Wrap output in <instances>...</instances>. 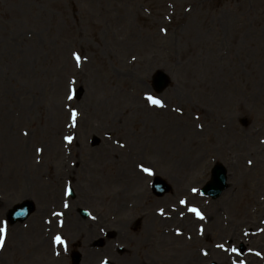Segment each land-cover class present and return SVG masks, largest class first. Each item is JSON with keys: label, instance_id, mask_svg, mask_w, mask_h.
<instances>
[{"label": "rangeland", "instance_id": "1", "mask_svg": "<svg viewBox=\"0 0 264 264\" xmlns=\"http://www.w3.org/2000/svg\"><path fill=\"white\" fill-rule=\"evenodd\" d=\"M126 12L128 19L122 20L120 15ZM217 23L224 27L213 31ZM123 37L127 39L124 48L120 45ZM111 39L121 47L117 48L120 60L109 53ZM142 48L147 50L142 53ZM76 54L81 57L79 62ZM158 69L171 77L162 93L151 86ZM79 86L86 90L92 86V91L76 100L74 92ZM218 91L230 95L229 109L221 111L215 105ZM117 92L130 97H123L126 107L134 101L146 103L144 96L148 94L162 99L171 106L167 109L170 115L160 111L159 118L147 121V132L167 136L171 127L180 124L192 139L182 142L184 150L179 149L176 158L185 154L189 162L198 156L196 153L202 155L193 165L181 164L180 169L166 157L156 161L141 154L142 162L128 159L130 165L150 162L152 171L170 182L172 190L165 199H149V194V198L145 194L139 197L136 187L131 197L121 195L119 199L116 195L127 185L116 176L104 180L120 185L114 195L106 185H98L103 155L97 151L100 144L93 146L90 138L99 137L102 145L106 133L118 142L125 136L137 139V124L119 127L125 115L113 105L107 118L115 122L106 121L104 115L103 121L94 122L100 133L90 128L94 102L88 99L95 96L99 102L107 98L112 102L110 98ZM73 109L77 112L75 125ZM138 120L145 118L142 115ZM199 122L207 134L193 133ZM228 122L243 130L242 142L248 148L254 146L264 155V0H0V227L15 204L26 199L36 204L26 221L7 222L0 264H73L70 252L77 248L83 254L81 264H99L103 256L112 264H199L185 261L182 251H173L178 242L191 241L198 242L193 250L204 258L200 264H220L210 251L226 234L214 235L217 227H208L215 215H222L221 225L226 223L225 217L235 224L238 245L232 252L238 254L231 260L235 264H264V255L247 254L243 249L258 248L264 254V162L257 165L249 150L237 148L230 153L226 147V155L219 152L220 142H213L212 127ZM70 126L81 141H86L91 153L79 154V144L71 148L77 155L62 162L55 154V160L50 161L45 144L55 137L61 145L60 135ZM139 144L150 146L146 155H153V144ZM116 149L121 150L119 146ZM217 163L227 168L228 187L217 199L203 197L200 189L211 179V169ZM144 176L139 187L150 182V177ZM173 176L181 182L179 186ZM68 185H72L75 198L69 195ZM191 187L198 198L189 193ZM237 190L242 195L236 197ZM174 194L186 201L178 209L182 214L190 206L208 203L205 229L210 231L209 237V231L203 236L197 229L198 221L173 224L172 217L164 216L166 225L157 224L155 211L159 206L170 208L169 212L177 206ZM79 208L89 210L90 217H82ZM143 210L150 215L133 229V220ZM70 216L81 219L82 224L73 227ZM147 223L149 231L145 232ZM172 225L184 230L181 238L168 232ZM102 228L112 229L113 237L104 238L106 245L98 246L94 240L104 236ZM76 231L79 235L72 239ZM57 235L66 244L57 243ZM117 244L125 246L119 256L111 253ZM175 258L177 262L172 261Z\"/></svg>", "mask_w": 264, "mask_h": 264}, {"label": "bare ground", "instance_id": "2", "mask_svg": "<svg viewBox=\"0 0 264 264\" xmlns=\"http://www.w3.org/2000/svg\"><path fill=\"white\" fill-rule=\"evenodd\" d=\"M119 12H117L118 14ZM128 13H124L123 15H120V17L122 18V20H126ZM115 16V14L111 15ZM218 27H224V25H219V23L217 24H213V31H215ZM218 31V30H217ZM117 39V38H116ZM116 39H111V44H112V51H109V53H115L116 54V59L120 60L117 57V53H119L117 48H121L119 46H117L116 43ZM125 39V40H124ZM127 44V39L126 37H123L121 39V46L122 48L125 47V45ZM117 46V47H116ZM143 52H145L147 50V48H142L140 49ZM110 53V54H111ZM148 60L144 57L143 58V64L147 65ZM141 84V83H140ZM88 86V85H87ZM88 90V92H87ZM86 92L88 94L91 93L92 91V86L87 87ZM218 96L216 98V106L219 110L224 111L226 109H229V102L231 103V98L230 95L223 93V91H218ZM123 97H127L130 98L128 95H123L121 96L120 92H117L116 95H113L110 99L112 100V102H109L108 98L104 99V101H98L97 97L95 96H91L88 100H91V102H94V108L93 106H90L92 108L93 111H90L89 114L91 115V119L93 120L90 124V126L92 127V129L98 133L99 132V127L97 125L94 124L95 121H103L101 119V116L104 118V115H106L107 118V110L113 106L118 107V111L119 114L124 113L125 117H124V121H122V123H120L121 128H123L126 125H133V124H137V139H133V136H125L126 139H124L121 144L120 147L122 148L120 149H116V147L112 146V144L114 143L112 140L114 139L111 133L108 134L107 136L109 138L105 139V143L102 145L101 148L98 149V152L100 153V155H103V164L102 167L100 166V170H102V174L98 175L100 176V179H98V185H106V187L111 191L110 195H114L113 191L114 189L120 187V185H117L116 182H112L110 184V182L108 181V183H106L104 180L107 179V177L109 178L112 176H116V178L118 179H127V181L124 183V185H127L129 183H133L135 185H137V187H139V185H141V180L140 177L142 178V176H144V171L141 172V170H139L138 168H141V165H143L144 167L147 168V166H150V162H142L143 160L141 159V154H143V157H152L154 160L159 161L163 158H167L168 161H173V167L176 169H180L181 168V164H185L187 165L189 162L193 165L195 163V161L197 159L202 158V155H200V153H196L198 156L197 157H192L191 160L189 162L188 159H186V155L184 154L183 156L181 155L180 159H177L176 156H178L179 158V149L182 151L184 150L181 146H182V142L186 139L191 140L192 137H188L187 134L185 133L183 128H179L178 126H173L171 127V131L169 132V134L166 136L164 134L159 133H155V132H151L150 134L147 132V128H145V126H147L148 124V120H152V119H157L161 116V112H165L166 113V117L169 116V112L167 111L168 108H170L171 106L167 107V106H154V105H149L147 103H141V105L137 104L135 101L134 103L131 102L130 106L126 107L127 104L123 103L122 100H125L126 98ZM213 103V102H212ZM129 108V109H126ZM124 109V110H123ZM161 111V112H160ZM92 112V113H91ZM144 113V114H143ZM89 114L87 115V118H89ZM127 114V115H126ZM59 115V114H58ZM144 116L145 121L138 120L139 116ZM110 119V120H109ZM106 121H113L115 122L114 119L111 120V118H107L105 119ZM138 122L141 124L140 127H138ZM150 123L153 125V121H150ZM105 123L103 122V125ZM52 125H55L54 123H52ZM101 125V123H99V126ZM102 125V127H103ZM215 126V129H214ZM129 130V129H128ZM241 131L243 132V130H241L240 128H235V127H231V122L228 123H223L221 126L219 125V123H214L213 127H212V133L216 132V135H213V142L216 140L218 142H220V144L218 145V150L220 153H224V149H227L226 147H228L230 153L231 151L234 152L235 149H244V150H249V152L254 155V159L257 160V165H262L264 162V155L263 152L260 150H255L254 146H250L249 148L245 145V143H243V138L244 136L243 133H241ZM130 133H132V131L129 130ZM193 133L195 135H200L202 132H199V130H194ZM128 134V132H127ZM135 134V133H133ZM152 134V135H151ZM218 134V135H217ZM153 136V137H151ZM216 136V137H215ZM211 138V137H208ZM133 139V140H132ZM57 138L53 137V139L51 138V140L49 141V143L45 144L46 146V154L48 155V159L51 156V160H55L53 159V157L55 156V154H58V157H61V161H65V156L62 155L61 156V152H65L64 149H61L60 146H58V142H57ZM153 144V155L148 156L146 155L147 151H150L151 148L150 146L147 148H144L143 145H140L139 143L141 142L143 144ZM72 142L73 144H79V140H77V138H74L73 140L69 141ZM139 142V143H138ZM135 143V144H134ZM138 143V144H136ZM215 143V142H214ZM52 144L56 145L54 149H52ZM63 144L65 145V143L63 142ZM111 146H110V145ZM53 145V146H54ZM123 149L127 150L123 151ZM81 152L86 151V153L89 152L90 147H88V145L85 144H81V148H80ZM176 151V152H175ZM77 154V153H76ZM118 154V155H115ZM120 154V155H119ZM53 155V157H52ZM110 155H113V159L110 157ZM226 155V154H225ZM128 156V157H127ZM120 158L122 160H120ZM129 158H131L132 160H135L134 158L140 160V162H135L133 164H129L128 160ZM255 160V161H256ZM61 162V163H62ZM150 163V164H149ZM238 164V163H236ZM231 165V162H230ZM256 165V166H257ZM178 167V168H177ZM52 171V170H51ZM176 182L177 185L179 186L181 184V182L179 181V179H177V177L173 176L172 177ZM137 183H134L133 181H135ZM27 185V184H26ZM25 185V186H26ZM39 187L42 186V181H40V184H38ZM47 187H51V186H47ZM104 187V188H106ZM123 189L120 192V195H122V197H126L127 195H129V188L128 187H122ZM43 189V187H42ZM257 191V190H256ZM255 191V193H256ZM229 193V192H228ZM239 193L241 194L240 190L236 191L235 196L238 197ZM227 193L224 195V200L226 197ZM242 195V194H241ZM55 196V195H54ZM263 203H264V198H263ZM236 214H232L231 216H235ZM190 216V215H188ZM71 220L74 221V226L75 228L78 227V224H80L82 221L79 218H74L72 219V217L70 216ZM189 218H191L190 220H192V217L190 216ZM221 216L220 215H215V226L217 227V229L220 232H226L229 235H231L232 237L235 236L236 233V228H235V224L232 221L228 220V225H221ZM79 222V223H77ZM82 224V223H81ZM244 225H249L247 223H245ZM214 226H212L213 229ZM210 232V231H209ZM38 234H32L33 238L35 236H37ZM78 232L76 231V234L72 237V239H75L76 237H78ZM29 238V237H28ZM25 239V238H24ZM31 239V238H30ZM240 239V238H239ZM47 240V239H46ZM45 241V240H44ZM194 244H189L187 245V247H193ZM175 249L177 250H173V251H178L181 252V248L175 247ZM254 251H258V250H254ZM186 255V259H188L189 261L192 259H195V254L194 253H190V252H185ZM214 255L218 258L219 261H221V264H232L229 259H231V256H227L225 253L220 252V254L214 249ZM172 261L177 262V258L173 259ZM197 261L199 264L202 262V258L199 259H195L194 262ZM234 263V261H232Z\"/></svg>", "mask_w": 264, "mask_h": 264}, {"label": "snow or ice", "instance_id": "3", "mask_svg": "<svg viewBox=\"0 0 264 264\" xmlns=\"http://www.w3.org/2000/svg\"><path fill=\"white\" fill-rule=\"evenodd\" d=\"M76 59L79 62L81 57L79 54H76ZM71 99V97H69ZM148 100L153 103L154 105H159V106H163V101L152 96L151 94H148ZM76 116H77V112L75 109H73L72 111V120H73V125H75V121H76ZM67 140L71 141L73 139V137L69 136L66 137ZM251 163V161L249 162ZM141 168L143 169V171L148 172L149 174L152 173V169L151 168H146L143 165H141ZM181 203H186V201H181ZM65 207H67V205H65ZM191 211L197 213V215H199L201 218H203V214L200 213V211L196 208H192L190 209ZM7 221L3 222V226L0 227V250L3 249L4 245H5V241H6V237H7ZM56 242L59 244H66V242L62 239L61 236L57 235L56 236Z\"/></svg>", "mask_w": 264, "mask_h": 264}, {"label": "water", "instance_id": "4", "mask_svg": "<svg viewBox=\"0 0 264 264\" xmlns=\"http://www.w3.org/2000/svg\"><path fill=\"white\" fill-rule=\"evenodd\" d=\"M157 75H158L157 79H158V81L160 83L159 89H161L165 85L166 75L163 72H159ZM219 169L223 171V178L225 179V175H224L225 171H224V169L222 167H219ZM21 206L24 207V208H28V209H22V211L19 212V213H17L18 211L16 213H15V211H13L12 212V220L11 221H14L15 218H17V219L25 218L26 217V213L29 211V209L31 211L32 207H33V205L31 203H28V202L22 204Z\"/></svg>", "mask_w": 264, "mask_h": 264}]
</instances>
